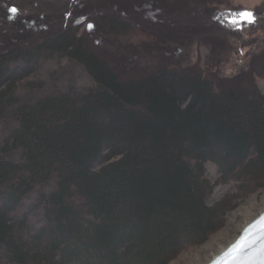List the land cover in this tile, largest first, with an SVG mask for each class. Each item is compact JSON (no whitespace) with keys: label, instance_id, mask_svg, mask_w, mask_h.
<instances>
[{"label":"trees","instance_id":"16d2710c","mask_svg":"<svg viewBox=\"0 0 264 264\" xmlns=\"http://www.w3.org/2000/svg\"><path fill=\"white\" fill-rule=\"evenodd\" d=\"M95 1L37 14L0 0V119L9 110L14 123L0 142V257L10 264H167L224 225L237 192L264 188V44L234 73L215 69L264 14L244 22L236 14L249 11L229 0ZM195 44L202 61L187 57ZM52 54L92 84L12 97ZM206 162L236 193L208 203ZM48 184L31 227L19 206Z\"/></svg>","mask_w":264,"mask_h":264},{"label":"rangeland","instance_id":"374dc122","mask_svg":"<svg viewBox=\"0 0 264 264\" xmlns=\"http://www.w3.org/2000/svg\"><path fill=\"white\" fill-rule=\"evenodd\" d=\"M77 0H8L10 7L31 9L37 14L61 13L69 9ZM96 0L94 6L99 7L107 4L109 0ZM148 0H145L146 2ZM232 4L245 7L254 16L261 20L264 14V0H229ZM155 7L156 5L153 4ZM104 7V6H103ZM102 8V7H100ZM99 9V8H95ZM94 9V10H95ZM109 10V9H108ZM103 11H106L103 9ZM113 11V9H112ZM126 11V10H125ZM128 12V11H127ZM178 18V17H177ZM1 22V21H0ZM254 24L251 28L242 29V39L230 38L235 46L232 52L222 57L220 63L215 68L219 73L230 75L239 68L245 66L249 61L252 52H258L264 44V23ZM255 28V29H254ZM196 29L199 27L196 25ZM260 29V30H258ZM187 56L190 61L200 59L207 54L206 48L195 44ZM187 54H185L186 56ZM179 57V56H178ZM257 84L264 94V78L257 77ZM92 84L90 76L85 70L65 56L52 54L40 60L37 68L28 76L18 81L12 90V97L18 101L23 99H33L45 92L54 89H65L73 87L82 89ZM14 125L9 115V110L0 119V142L7 136L9 129ZM205 172L211 183H214L213 192L209 198V204H214L224 196L234 194L237 191L236 182L228 181L218 183V168L212 162L205 163ZM51 184L36 187L28 194L19 206L20 211L28 212V222L31 227H37L40 218V209L34 208L41 192L47 191ZM237 206L227 212L224 225L212 233L201 245L188 246L184 248L174 259L167 264H206L210 259L231 243L239 234L241 229L250 220L255 218L264 210V188L253 189L247 193L237 192ZM34 205V206H33ZM0 264H10L0 257Z\"/></svg>","mask_w":264,"mask_h":264},{"label":"water","instance_id":"95a60500","mask_svg":"<svg viewBox=\"0 0 264 264\" xmlns=\"http://www.w3.org/2000/svg\"><path fill=\"white\" fill-rule=\"evenodd\" d=\"M261 217H264V210L245 224L238 236L219 253L214 255L206 264H214L216 261H219L220 264H260L258 252L261 246L264 245V232H261L260 224ZM242 236H247L246 247L242 251L227 255L229 249L235 245Z\"/></svg>","mask_w":264,"mask_h":264},{"label":"snow or ice","instance_id":"6c2138e0","mask_svg":"<svg viewBox=\"0 0 264 264\" xmlns=\"http://www.w3.org/2000/svg\"><path fill=\"white\" fill-rule=\"evenodd\" d=\"M12 11H15V9H12ZM244 22L247 23H254V17L253 14L247 11H242L237 13ZM260 224H261V232H264V217L260 218ZM247 242V236H242L239 241L235 245H233L227 255H232L233 253L242 251L246 247ZM258 258L260 259V264H264V245L261 246V249L258 252ZM214 264H220L219 261L214 262Z\"/></svg>","mask_w":264,"mask_h":264}]
</instances>
